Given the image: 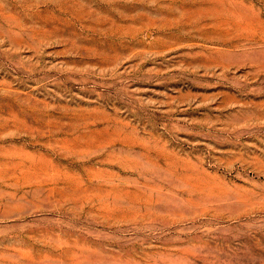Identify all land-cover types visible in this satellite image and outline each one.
Returning <instances> with one entry per match:
<instances>
[{
  "label": "rangeland",
  "instance_id": "374dc122",
  "mask_svg": "<svg viewBox=\"0 0 264 264\" xmlns=\"http://www.w3.org/2000/svg\"><path fill=\"white\" fill-rule=\"evenodd\" d=\"M0 264H264V0H0Z\"/></svg>",
  "mask_w": 264,
  "mask_h": 264
}]
</instances>
